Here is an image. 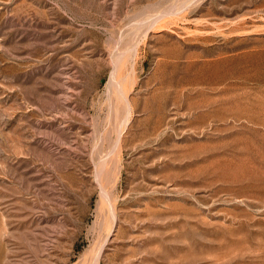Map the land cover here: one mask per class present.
Segmentation results:
<instances>
[{
  "label": "rangeland",
  "instance_id": "1",
  "mask_svg": "<svg viewBox=\"0 0 264 264\" xmlns=\"http://www.w3.org/2000/svg\"><path fill=\"white\" fill-rule=\"evenodd\" d=\"M0 264H264V0H0Z\"/></svg>",
  "mask_w": 264,
  "mask_h": 264
}]
</instances>
